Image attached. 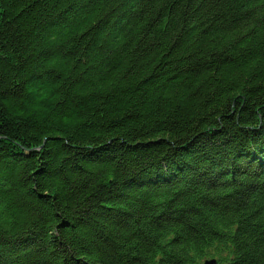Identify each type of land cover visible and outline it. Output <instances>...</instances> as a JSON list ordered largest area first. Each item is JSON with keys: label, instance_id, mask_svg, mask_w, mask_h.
Segmentation results:
<instances>
[{"label": "trees", "instance_id": "trees-1", "mask_svg": "<svg viewBox=\"0 0 264 264\" xmlns=\"http://www.w3.org/2000/svg\"><path fill=\"white\" fill-rule=\"evenodd\" d=\"M264 264V0H0V264Z\"/></svg>", "mask_w": 264, "mask_h": 264}, {"label": "water", "instance_id": "water-1", "mask_svg": "<svg viewBox=\"0 0 264 264\" xmlns=\"http://www.w3.org/2000/svg\"><path fill=\"white\" fill-rule=\"evenodd\" d=\"M216 263V260L215 259H212V260H208L206 262V264H215Z\"/></svg>", "mask_w": 264, "mask_h": 264}]
</instances>
